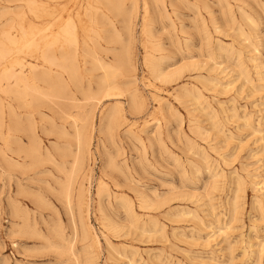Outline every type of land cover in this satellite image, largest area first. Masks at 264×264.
Masks as SVG:
<instances>
[{"label": "rangeland", "instance_id": "374dc122", "mask_svg": "<svg viewBox=\"0 0 264 264\" xmlns=\"http://www.w3.org/2000/svg\"><path fill=\"white\" fill-rule=\"evenodd\" d=\"M34 4L76 71L54 66L65 94L27 108L0 91V264H264V0ZM34 17L28 0H0L11 61L36 62L20 36Z\"/></svg>", "mask_w": 264, "mask_h": 264}, {"label": "bare ground", "instance_id": "6f19581e", "mask_svg": "<svg viewBox=\"0 0 264 264\" xmlns=\"http://www.w3.org/2000/svg\"><path fill=\"white\" fill-rule=\"evenodd\" d=\"M54 1V0H52ZM97 2H101L102 0H96ZM135 1V0H134ZM174 1V0H173ZM120 2V1H119ZM153 2V1H152ZM28 3L30 5V7L32 8V11L35 13V17L36 19H40V24H33L30 25L28 29H25L24 27H20L21 30V39L24 42V47L23 48H28L31 49L32 52L34 54L31 55L32 58H34L36 60V62H30L27 61L26 63H21V62H15V61H11L10 58V51H8L6 48H4L1 43H0V91L3 93H6L11 99L12 101H16L19 102L22 107H28L30 106V97H32L34 100L35 99H46L47 101H52L55 97H57L58 95H63L65 94V90H66V84L64 81V76L63 73L60 72H55L54 71V66L60 67L63 69V71L65 73H67L70 77H74L75 75V71H76V67H75V63H73V61L69 59V55L65 50V46L61 45L60 47L57 45V43L59 42V40L61 39V34L60 33H56V36H53L54 33V26L56 24V18L52 15V11L48 10V8L46 6H36L34 4V0H28ZM54 3V2H53ZM135 3V2H134ZM109 5V4H108ZM12 7V6H11ZM20 9V8H19ZM30 9V8H29ZM23 10V8H22ZM21 11V10H20ZM31 11V10H29ZM37 11H41L39 14L36 13ZM112 12V11H111ZM117 13V12H116ZM121 13V12H120ZM25 14V13H24ZM111 15V13H110ZM17 16V15H16ZM59 16V15H58ZM20 17V16H19ZM18 17V18H19ZM3 21V20H1ZM102 21V20H101ZM8 23V22H7ZM129 23V22H128ZM13 24V23H12ZM110 25V24H108ZM100 26V25H99ZM13 28V27H12ZM14 29V28H13ZM101 29V28H100ZM17 31V30H16ZM63 33V39L67 45H69L70 47L74 48L75 51L76 49L79 47V42L77 39V30L76 27L74 25L70 26V25H66L65 27H63L60 30ZM18 32V31H17ZM109 32V31H108ZM98 33V32H97ZM1 34V32H0ZM5 35V34H4ZM15 32L14 34L12 33H8L7 35H5L6 38H8V40L10 42L15 43L17 41V38H15ZM53 37H52V36ZM3 36V35H0ZM4 37V38H5ZM81 38V37H80ZM93 38V37H92ZM115 38V37H114ZM91 39V38H90ZM118 39V38H117ZM113 40V39H112ZM98 41V40H97ZM114 41V40H113ZM112 43V42H111ZM94 45V44H93ZM99 45V44H98ZM97 45V46H98ZM85 46V45H84ZM100 47V46H99ZM25 48V49H26ZM125 48V47H124ZM24 49V51H25ZM23 50V49H22ZM22 50L20 52H22ZM84 50V49H83ZM92 50V49H91ZM104 50V49H103ZM88 51V49H87ZM107 51V50H106ZM87 53V52H86ZM92 53V51H91ZM15 54V53H14ZM17 54V53H16ZM15 54V55H16ZM19 54V52H18ZM78 54V53H77ZM60 55V56H59ZM117 56V55H116ZM89 57V56H88ZM99 57V56H98ZM115 59V58H114ZM256 60V59H255ZM75 62V60H74ZM113 62V61H112ZM117 62V61H116ZM96 65V64H95ZM100 67L102 68V70H105V77L102 80V85L104 87H112L115 83L114 82V78L116 76L117 70L116 69H112L109 67H105V65H103L102 63H99ZM263 67V66H262ZM100 68V69H101ZM87 69V68H86ZM95 69V68H94ZM125 69V68H124ZM123 69V70H124ZM129 69V68H128ZM88 70H90L88 68ZM88 70H86V72H89ZM99 70V69H98ZM103 70V71H104ZM93 71V70H92ZM246 71V70H245ZM28 72H30L32 74V80H34L36 83L34 85L31 84V78L28 75ZM54 72H55V76H54ZM91 72V71H90ZM97 72V71H95ZM101 72V70H100ZM128 72V71H127ZM131 72V71H130ZM157 72V71H156ZM155 72V73H156ZM103 73V72H102ZM101 73V74H102ZM175 73V72H174ZM163 74V73H162ZM167 75V74H166ZM122 76V75H121ZM154 76V75H153ZM78 77V76H77ZM117 77V76H116ZM75 78V77H74ZM157 79V78H156ZM158 80V79H157ZM215 80V79H213ZM113 81V82H112ZM120 81V80H119ZM136 81V80H135ZM116 82V80H115ZM127 82V81H126ZM216 83V82H215ZM43 84V85H42ZM128 84V83H127ZM115 86V85H114ZM113 86V89H115ZM216 86V84H215ZM86 87V86H85ZM119 87V86H118ZM84 88V87H83ZM88 88V87H87ZM58 89V91H57ZM95 89V88H93ZM122 89V88H121ZM91 90V89H90ZM110 90V88H109ZM78 91V90H77ZM92 91V90H91ZM123 91V90H122ZM191 91V90H190ZM101 92V91H100ZM99 92V93H100ZM228 92V91H227ZM79 94V93H78ZM134 94V93H132ZM101 96V94H100ZM191 96V94H190ZM67 98V97H65ZM58 99V98H57ZM61 100V99H60ZM103 100V99H102ZM107 100V99H106ZM198 100V98H197ZM140 101V100H139ZM138 101V102H139ZM40 102V101H39ZM77 102V101H76ZM32 103V102H31ZM36 103V100H35ZM42 103V102H41ZM52 104V102H50ZM33 104V103H32ZM74 104V103H73ZM93 104V103H92ZM138 104V103H137ZM40 106H43V104H39ZM53 106H55L54 104H52ZM51 105V106H52ZM48 106L49 103H48ZM52 106V107H53ZM74 106V105H73ZM100 106V105H99ZM4 107V106H3ZM3 107L2 104L0 102V134H1V130L3 127ZM77 107V106H76ZM75 107V109H76ZM114 107V106H113ZM119 107V106H118ZM42 108V107H41ZM50 108V107H49ZM55 108V107H54ZM135 108V107H134ZM24 108H22L23 110ZM57 109H60L57 107ZM91 109V108H90ZM115 109V107H114ZM56 110V108H55ZM78 110V108H77ZM113 110V109H112ZM117 110V108H116ZM8 111H9V115L12 118H15L17 115L16 112V108L12 103H9L8 105ZM24 111V110H23ZM60 114H61V110ZM115 111V110H113ZM135 111V110H134ZM201 111V110H200ZM57 112V110H56ZM84 112V111H83ZM228 112V111H227ZM118 113V112H115ZM261 113V112H259ZM264 113V111H263ZM119 114V113H118ZM62 115H63V111H62ZM117 115V114H116ZM21 116V115H19ZM67 116V115H66ZM92 116V115H91ZM114 116V115H113ZM263 116V115H262ZM23 117V116H22ZM26 117V116H25ZM64 117V115L62 116ZM118 117V116H117ZM46 118V117H45ZM70 118H72L70 116ZM77 117H74L73 115V119H74V124H75V128H76V134L77 137L80 140V136L82 135V129L85 128L83 124L81 127H79V120L77 119ZM116 118V117H115ZM114 118V119H115ZM233 118V117H232ZM21 119V118H20ZM108 119H110L108 117ZM113 119V121H114ZM23 119H21L22 121ZM81 120V119H80ZM112 120V118H111ZM19 124V127L21 125V121L17 120ZM102 122V120H101ZM86 123V122H85ZM89 123V122H88ZM28 124V123H27ZM103 124V123H102ZM112 124V121L111 123ZM114 124V123H113ZM104 125V124H103ZM12 126V125H11ZM106 126V125H105ZM108 126V125H107ZM111 126V125H110ZM47 127V126H46ZM109 127V126H108ZM107 127V128H108ZM215 127V126H214ZM4 129V128H3ZM11 129V128H10ZM13 129V128H12ZM48 129V128H47ZM68 129V128H67ZM94 129V128H93ZM29 130V129H28ZM44 130V129H43ZM49 130V129H48ZM52 130V128H51ZM75 130V129H74ZM22 131V130H21ZM30 131L32 133V136L30 138V146L28 149V153L29 156L32 157H36V155L39 154V148L37 145V141H36V136H35V131L34 129L30 128ZM24 132V131H23ZM56 132V131H55ZM21 133V132H20ZM58 133V131H57ZM59 134V133H58ZM61 134V133H60ZM21 137V136H20ZM29 139V138H28ZM3 142V141H1ZM59 143V142H58ZM27 144V143H25ZM78 144V143H77ZM61 146V145H60ZM14 147V146H13ZM263 147V146H262ZM3 149V148H1ZM13 149V148H12ZM15 149V148H14ZM69 149V148H68ZM25 150V149H24ZM91 150V149H90ZM3 151V150H1ZM10 151V150H9ZM17 151V149H16ZM15 151V152H16ZM21 151V150H20ZM19 151V152H20ZM12 151H10L11 153ZM26 152V151H25ZM79 152V150H78ZM81 152V151H80ZM85 152V151H84ZM4 153V152H1ZM44 153V152H43ZM9 154V153H7ZM23 154V153H22ZM90 154V153H89ZM6 155V154H5ZM12 155V154H11ZM5 157V156H3ZM3 157H0L1 159H3ZM15 157V156H13ZM27 157V156H26ZM25 157V158H26ZM51 157V156H50ZM39 158V157H38ZM10 159V158H9ZM27 159V158H26ZM30 159V158H29ZM80 159V158H79ZM4 160V159H3ZM44 160V159H43ZM74 160V159H73ZM21 161V160H20ZM75 161V160H74ZM78 161V160H77ZM11 162V161H9ZM37 162V161H36ZM45 162V160H44ZM47 162V161H46ZM1 163V162H0ZM75 163V162H74ZM4 164V163H3ZM35 164V163H34ZM81 164V163H80ZM84 164V163H83ZM16 167L18 166L17 164H15ZM14 165V166H15ZM33 166V165H32ZM75 166V165H74ZM18 168V167H17ZM79 168V167H78ZM9 170V169H8ZM10 171V170H9ZM73 172V171H72ZM76 174V173H75ZM71 178V177H70ZM261 179V178H260ZM263 182V184L260 185L262 186V188H264V178L261 179ZM64 181V180H63ZM60 184V182H59ZM62 184V183H61ZM259 185V186H260ZM103 186V185H102ZM69 187V186H68ZM19 188V187H18ZM63 191V190H62ZM263 191V190H262ZM98 192V191H97ZM238 193V192H237ZM261 193V192H260ZM69 195V194H68ZM69 198L71 196H66L65 198ZM101 199V198H100ZM8 200V199H7ZM74 201V198L73 200ZM262 201V200H261ZM43 202V201H42ZM236 205V204H235ZM15 207V206H14ZM13 207V209H14ZM132 208V207H131ZM17 210V209H16ZM25 210V209H24ZM132 210V209H131ZM213 211V210H212ZM24 212V211H23ZM80 212V210H79ZM14 213V212H13ZM23 214V213H22ZM26 214V213H25ZM213 215V214H211ZM15 217V216H13ZM18 217V216H17ZM24 217V216H23ZM27 218V217H26ZM199 218V217H198ZM21 220L24 221L21 217ZM29 221V220H28ZM27 221V222H28ZM213 221V220H212ZM199 222V221H198ZM24 224V222H23ZM17 225V224H16ZM20 225V224H19ZM26 225V224H25ZM33 226V225H32ZM26 227V226H25ZM27 229V228H26ZM25 229V230H26ZM22 230V229H21ZM24 231V230H23ZM25 233V232H23ZM22 233V234H23ZM32 233V232H31ZM76 234V233H75ZM89 236V235H88ZM91 236V235H90ZM89 239V238H88ZM252 244V243H251ZM136 252V251H135ZM133 253V252H132ZM136 263V262H135ZM129 264H133V262H130Z\"/></svg>", "mask_w": 264, "mask_h": 264}]
</instances>
